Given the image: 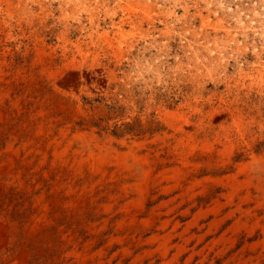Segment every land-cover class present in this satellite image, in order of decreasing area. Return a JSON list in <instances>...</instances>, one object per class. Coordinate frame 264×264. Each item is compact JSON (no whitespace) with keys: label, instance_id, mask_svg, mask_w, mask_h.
<instances>
[{"label":"rangeland","instance_id":"374dc122","mask_svg":"<svg viewBox=\"0 0 264 264\" xmlns=\"http://www.w3.org/2000/svg\"><path fill=\"white\" fill-rule=\"evenodd\" d=\"M263 156L264 0H0V264H264Z\"/></svg>","mask_w":264,"mask_h":264},{"label":"bare ground","instance_id":"6f19581e","mask_svg":"<svg viewBox=\"0 0 264 264\" xmlns=\"http://www.w3.org/2000/svg\"><path fill=\"white\" fill-rule=\"evenodd\" d=\"M90 138V137H89ZM121 159H123L124 158V156H119ZM128 160H130V159H128ZM254 160V162H256V163H258V164H261V165H263L264 166V156H263V158L262 157H257V158H254L253 159ZM125 161V160H124ZM127 161V160H126ZM100 162V161H99ZM98 162V163H99ZM144 178V177H143ZM238 183L234 180V179H231L230 180V183H229V187H230V191H231V193H230V195H234L238 190Z\"/></svg>","mask_w":264,"mask_h":264}]
</instances>
